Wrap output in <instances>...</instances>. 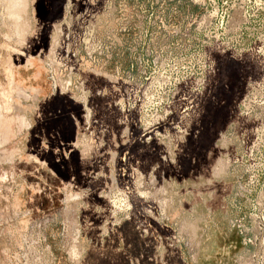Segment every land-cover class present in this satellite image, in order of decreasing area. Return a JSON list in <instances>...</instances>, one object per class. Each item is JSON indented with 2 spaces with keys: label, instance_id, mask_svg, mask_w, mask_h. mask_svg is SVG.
Returning <instances> with one entry per match:
<instances>
[{
  "label": "rangeland",
  "instance_id": "1",
  "mask_svg": "<svg viewBox=\"0 0 264 264\" xmlns=\"http://www.w3.org/2000/svg\"><path fill=\"white\" fill-rule=\"evenodd\" d=\"M0 264H264V0H0Z\"/></svg>",
  "mask_w": 264,
  "mask_h": 264
},
{
  "label": "built area",
  "instance_id": "2",
  "mask_svg": "<svg viewBox=\"0 0 264 264\" xmlns=\"http://www.w3.org/2000/svg\"><path fill=\"white\" fill-rule=\"evenodd\" d=\"M199 0H194V2H198ZM212 5H216L215 2L212 3ZM223 6L227 5L226 2L222 3ZM209 18L213 19V16H209ZM211 19V20H212ZM227 19H228V11H224V13L218 18V27H219V31H225L226 28V24H227Z\"/></svg>",
  "mask_w": 264,
  "mask_h": 264
}]
</instances>
